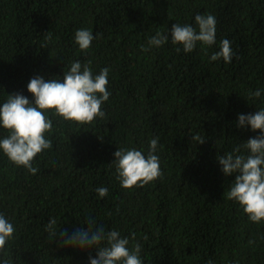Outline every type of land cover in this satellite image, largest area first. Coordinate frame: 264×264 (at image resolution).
Returning a JSON list of instances; mask_svg holds the SVG:
<instances>
[{"label": "trees", "instance_id": "obj_1", "mask_svg": "<svg viewBox=\"0 0 264 264\" xmlns=\"http://www.w3.org/2000/svg\"><path fill=\"white\" fill-rule=\"evenodd\" d=\"M197 14L216 17V44L177 52L172 25L196 27ZM81 28L99 34L86 53L74 39ZM157 32L169 42L143 51ZM223 39L235 53L230 64L210 60ZM75 61H91L94 75L109 69L105 118L79 126L50 116L52 148L35 158V175L0 151V213L16 228L10 264L96 258L95 249L50 236L52 218L69 235L89 219L119 231L130 248L142 246L143 264H264V221L252 223L227 199L235 176L217 160L237 147L247 155L243 144L260 135L237 125L239 115L264 108V0H0V104L11 94L34 103L30 80L62 82ZM257 89L261 97L250 98ZM7 135L0 128V139ZM157 137L163 178L123 189L114 153L147 155Z\"/></svg>", "mask_w": 264, "mask_h": 264}, {"label": "clouds", "instance_id": "obj_2", "mask_svg": "<svg viewBox=\"0 0 264 264\" xmlns=\"http://www.w3.org/2000/svg\"><path fill=\"white\" fill-rule=\"evenodd\" d=\"M195 25H172L170 38L173 45H178L177 52L182 48L188 54L198 44L205 47L216 44L217 20L214 15L197 14ZM46 36L51 40L50 33ZM98 38L99 34L94 37L93 32L85 28L78 29L74 35L76 45L85 53L91 48L93 40ZM168 42L169 35L157 32L148 40L149 47L142 50L160 48ZM234 55L231 42L223 39L219 43V50L211 55L210 60H223L225 64H230ZM108 76V68L94 75L91 61L83 65L75 61L64 72L62 82L55 78L46 81L39 76L30 80L27 87L34 97V103L22 94L7 95V99L0 104V128L6 130L8 135L0 139V151L13 165L35 175L38 172V168L33 166L35 158L52 148V142L46 135L53 129L50 116L79 126L90 125L97 118L104 119L102 105L111 96ZM260 97V89L250 92V98ZM237 126H250L253 132L259 131L260 135L243 144L247 155L241 154L240 147H237L234 152L218 155L217 160L226 177L235 176L230 190L225 194L227 199L238 203L249 221L259 224L264 221V108L256 110L254 114L239 115ZM194 139L198 144L205 142V138L199 135ZM158 140L157 137L150 141L147 155L135 148L118 149L114 153L116 176L123 189L143 188L163 178L159 157L155 154ZM96 192L100 198L108 195L106 187H99ZM46 231L54 238L59 236L62 246L95 249L96 258L89 256L90 264H143L140 255L142 246L139 243L130 248L129 238L121 237L115 229L106 232L92 219L87 221V230L76 228L69 235L66 229L57 231V222L52 218L46 225ZM15 233L13 223L0 213V264H10L6 259L7 245L14 239ZM208 264L213 262L209 261Z\"/></svg>", "mask_w": 264, "mask_h": 264}]
</instances>
